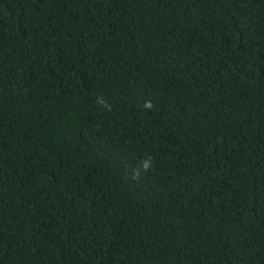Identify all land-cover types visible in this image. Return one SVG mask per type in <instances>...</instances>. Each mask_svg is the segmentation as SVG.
Listing matches in <instances>:
<instances>
[{"label":"trees","instance_id":"16d2710c","mask_svg":"<svg viewBox=\"0 0 264 264\" xmlns=\"http://www.w3.org/2000/svg\"><path fill=\"white\" fill-rule=\"evenodd\" d=\"M0 264H264V0H0Z\"/></svg>","mask_w":264,"mask_h":264},{"label":"clouds","instance_id":"9594fccd","mask_svg":"<svg viewBox=\"0 0 264 264\" xmlns=\"http://www.w3.org/2000/svg\"><path fill=\"white\" fill-rule=\"evenodd\" d=\"M146 107H151L150 103L149 104H146ZM148 167H149V162L148 161H145L144 162V168H145V170H147Z\"/></svg>","mask_w":264,"mask_h":264}]
</instances>
